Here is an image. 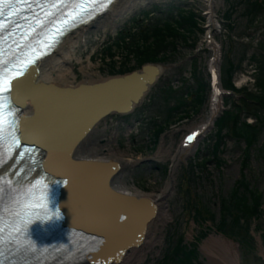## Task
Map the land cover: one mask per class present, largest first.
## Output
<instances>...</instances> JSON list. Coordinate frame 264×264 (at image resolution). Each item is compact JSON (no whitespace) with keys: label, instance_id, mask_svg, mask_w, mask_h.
Returning <instances> with one entry per match:
<instances>
[{"label":"rangeland","instance_id":"rangeland-1","mask_svg":"<svg viewBox=\"0 0 264 264\" xmlns=\"http://www.w3.org/2000/svg\"><path fill=\"white\" fill-rule=\"evenodd\" d=\"M220 1L222 85L233 94L224 96V113L178 165L168 198L172 216L142 264H228L206 246L223 233L239 242L240 264H264V0ZM207 20L204 0H145L116 24L93 29L78 48L85 65L91 57L96 79L147 63L163 69L145 102L125 122L116 117L108 124L125 156L139 158L125 169L126 180L147 193L171 180V157L158 155L159 148L175 153L209 111ZM73 65L77 84L86 77L77 60Z\"/></svg>","mask_w":264,"mask_h":264},{"label":"water","instance_id":"water-1","mask_svg":"<svg viewBox=\"0 0 264 264\" xmlns=\"http://www.w3.org/2000/svg\"><path fill=\"white\" fill-rule=\"evenodd\" d=\"M160 73L158 65L147 64L130 74L75 87L22 78L16 92L21 106L28 99L36 108L23 118L22 132L25 142L46 154L39 168L51 178L68 181L60 201L67 220H75V225L82 221L76 206L84 207L85 201L101 208L99 216L77 227L102 241L97 251L88 254L89 264L117 263L130 247L139 245L157 205L115 188L112 176L119 163L77 158L74 153L104 117L132 112L141 104Z\"/></svg>","mask_w":264,"mask_h":264},{"label":"bare ground","instance_id":"bare-ground-1","mask_svg":"<svg viewBox=\"0 0 264 264\" xmlns=\"http://www.w3.org/2000/svg\"><path fill=\"white\" fill-rule=\"evenodd\" d=\"M145 0H118L114 3L111 9L101 18L92 22L89 26L77 30L73 34L67 36L64 42L61 44L55 54L49 56L42 65L39 67V72L36 77L38 82L54 83L59 86H78L81 83H95L103 79L95 78L99 74L94 69L93 61L88 56L89 64L85 65V60L82 56L78 55V48L81 46L82 37L90 33L93 29L99 30L100 28L106 29L110 24H116V20L124 15L132 6L137 2H143ZM205 1V15L207 16V29L206 42L207 46L212 53V59L209 64L213 72L218 69H213L219 66L222 44L216 38V33L221 31V24L218 19V11L221 7L220 0H204ZM216 53V54H215ZM215 54V57H214ZM215 59V61H214ZM78 61L81 65L80 71L86 77L85 80L79 83H75L78 79L76 69H74L73 63ZM213 67V68H212ZM34 70V69H33ZM218 74V73H217ZM27 79V77H26ZM214 97V96H213ZM221 99L216 100L212 98L209 111L202 118L201 121L195 122L193 127L189 130L191 133H204L209 130L214 124V120L221 113L225 102L223 96ZM16 103H20L19 94H16ZM26 104L22 107L24 109L25 117L31 116L35 113V106L30 100H26ZM110 121V120H109ZM109 121H106L92 129V131L81 141L77 147L74 155L77 158H94L99 161H119L121 169L112 179V183L115 188L119 189L124 193L137 195L139 197H149L159 204L157 215L150 219L147 223V230L143 241L139 245H134L128 249L122 259L113 264H142L146 261L148 254L155 249L156 245L160 243L163 238V230L165 223L172 213L169 209V196L173 191V180L169 181L160 192L147 193L143 189L139 188L134 183H128L125 178V169L128 166H132L139 161L134 158H128L125 155V151H122L116 138V132L111 131V127L108 126ZM197 124V125H196ZM196 125V126H195ZM110 131V132H109ZM111 133V134H108ZM189 133V134H191ZM198 140L192 141L189 144L182 143L175 153L171 152L170 146L162 145L158 150V155H164L169 153L173 162L172 172L174 173L177 169L178 164L182 162V159L186 158V154L194 152L196 149ZM40 170L35 172L33 177H37L40 174ZM175 174L173 175L174 178ZM81 206H76L79 210V215L82 221L75 225L74 221H69L70 226L79 227L83 226L82 222L86 224V220L90 217L93 219L99 215L101 208L93 203L87 204L86 201ZM102 207V206H101ZM103 208V207H102ZM82 209V210H81ZM106 229V228H105ZM206 246H209L208 250L211 254L219 256V259H223L228 264H238L237 251H234V243L230 239H226L222 235H212L207 241ZM206 249H208L206 247Z\"/></svg>","mask_w":264,"mask_h":264},{"label":"snow or ice","instance_id":"snow-or-ice-1","mask_svg":"<svg viewBox=\"0 0 264 264\" xmlns=\"http://www.w3.org/2000/svg\"><path fill=\"white\" fill-rule=\"evenodd\" d=\"M24 2L28 8H33L34 5L41 8V11H44L46 16L52 17L55 15L50 11L44 10V4L41 3V0H31V2L24 0ZM108 2L110 3L111 0H108ZM44 3H47V0H44ZM60 4L64 5V7L58 9L63 17L59 22L64 25H68L69 19L75 20V15L72 11L74 4L77 15L80 13L91 15V12L88 11V5L83 0H79V2L78 0H68L67 3H65V0H60ZM51 7L57 8L58 5L53 3ZM36 24L41 31H37L36 28L30 29V31L35 33L33 38L36 39L40 47L39 50L35 47L30 49L34 54L32 57L17 53L11 60H5L3 55L5 50L0 48V169H3L4 165L15 157L11 169L0 173V264H6V247L9 251L15 248L17 251L24 253L37 251L34 242L30 240L31 226L37 221L49 222L56 220L60 216L61 210L57 209V207L55 209L51 207V185H66L68 183L66 180H51L43 183L42 187L37 189V185L41 184L45 179L41 177L39 180H34L30 184L24 185L23 188L17 187L20 184L19 178L35 171L34 165L38 162L35 159V149H30L22 144L24 137L22 135L21 119L17 115L16 92L22 82V78H26L30 74L38 57L47 54V49L52 47L53 43H59L58 39L53 42L51 38L63 35L64 31L67 30L57 27L56 19L51 20L50 24L53 31L49 33V42L46 44L42 31L44 24L39 19H37ZM19 27L20 25L18 24L9 26L5 22L4 13L0 11V41H6ZM27 38V36H24V39ZM20 47L21 45L17 44V49H20ZM10 49L11 45H9ZM194 136L195 133L188 136L187 141H192ZM9 152L12 155H9ZM21 161H26L32 164L33 167L26 169L20 166L18 168L17 166L20 165ZM13 174L17 179L9 178ZM36 191L39 192L38 196ZM6 196L10 197L8 202L12 205L8 209L7 214L15 218L13 226L9 227L7 231L4 226ZM23 240L30 242L24 244ZM7 264H13V262L8 261ZM23 264H27V261L23 262Z\"/></svg>","mask_w":264,"mask_h":264},{"label":"clouds","instance_id":"clouds-1","mask_svg":"<svg viewBox=\"0 0 264 264\" xmlns=\"http://www.w3.org/2000/svg\"><path fill=\"white\" fill-rule=\"evenodd\" d=\"M62 186H64V185H62ZM65 187V186H64ZM57 209H60V206L59 205H57ZM64 217H63V214H62V212H61V214H60V216L56 219L57 221H59V220H62ZM42 223H46V222H42Z\"/></svg>","mask_w":264,"mask_h":264}]
</instances>
